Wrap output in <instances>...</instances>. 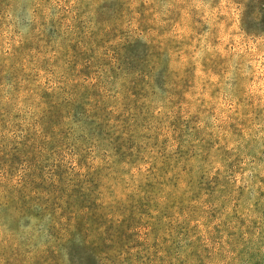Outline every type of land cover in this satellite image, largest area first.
Masks as SVG:
<instances>
[{
	"label": "rangeland",
	"instance_id": "obj_1",
	"mask_svg": "<svg viewBox=\"0 0 264 264\" xmlns=\"http://www.w3.org/2000/svg\"><path fill=\"white\" fill-rule=\"evenodd\" d=\"M0 264H264V0H0Z\"/></svg>",
	"mask_w": 264,
	"mask_h": 264
},
{
	"label": "trees",
	"instance_id": "obj_2",
	"mask_svg": "<svg viewBox=\"0 0 264 264\" xmlns=\"http://www.w3.org/2000/svg\"><path fill=\"white\" fill-rule=\"evenodd\" d=\"M66 226L67 224H65L64 227L66 228ZM96 230L97 232H99L98 231L99 226L96 227ZM92 232L93 230H89V228H86V232L81 233L82 241L80 242L83 244V246H87L91 250H96L102 253L111 252L119 248L122 236L119 234L118 230H115L114 233H109V231L104 230L97 235L98 236L97 238L93 236ZM57 238H58L57 239L58 244L55 246V249H58L59 245L63 246L64 249H67V247H64V245L61 244V242H64L66 238H68V236L60 235V236H57ZM108 246H111L112 248L109 249Z\"/></svg>",
	"mask_w": 264,
	"mask_h": 264
}]
</instances>
